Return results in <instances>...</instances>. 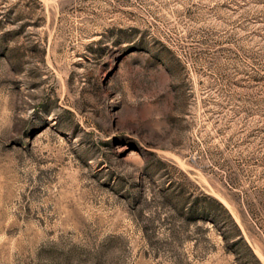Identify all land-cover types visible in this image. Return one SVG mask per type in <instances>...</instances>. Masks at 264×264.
I'll list each match as a JSON object with an SVG mask.
<instances>
[{
    "label": "rangeland",
    "instance_id": "obj_1",
    "mask_svg": "<svg viewBox=\"0 0 264 264\" xmlns=\"http://www.w3.org/2000/svg\"><path fill=\"white\" fill-rule=\"evenodd\" d=\"M0 264H264V0H0Z\"/></svg>",
    "mask_w": 264,
    "mask_h": 264
},
{
    "label": "trees",
    "instance_id": "obj_2",
    "mask_svg": "<svg viewBox=\"0 0 264 264\" xmlns=\"http://www.w3.org/2000/svg\"><path fill=\"white\" fill-rule=\"evenodd\" d=\"M247 246V245H246ZM250 253L252 254V256L254 257V259L259 263V261L257 260V258L253 255L252 251L249 249Z\"/></svg>",
    "mask_w": 264,
    "mask_h": 264
}]
</instances>
